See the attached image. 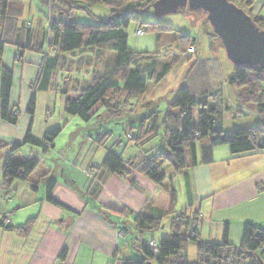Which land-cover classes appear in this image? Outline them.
<instances>
[{
    "label": "crops",
    "instance_id": "obj_1",
    "mask_svg": "<svg viewBox=\"0 0 264 264\" xmlns=\"http://www.w3.org/2000/svg\"><path fill=\"white\" fill-rule=\"evenodd\" d=\"M236 1L242 5L249 2L248 14L264 20V0ZM9 24L8 19L2 22L0 18V35L6 33ZM46 29L47 25L42 24L30 30L29 39L36 47H40ZM17 45H22L19 40ZM15 54L16 46H4L0 95L2 69H6L12 74L9 105L13 115H17V123L0 119V176L13 143L22 144L28 133L41 141L47 132L56 128L61 131L45 154L39 148L23 145L12 155L18 161L36 157L39 166L26 181H14L9 194L0 188V264H122L123 231L126 233L127 226L135 224L140 214L154 218L160 212H170L171 190L175 193L173 206L178 202L176 183L177 189H184L186 198L178 211L185 210L190 224H197L202 242L221 243L225 224L227 242L233 247H239L245 224L264 231V189L258 191L264 186V150L232 155L227 146L216 147L211 163L166 177L160 186L169 184L172 189L163 196L156 194V187L125 162L136 187L143 188L137 193L126 179L104 170L102 163L99 166L91 162L85 167L84 161L77 168V160H70L67 155L68 146L58 151L57 142L63 132L73 124L80 126L77 117L64 112L66 101L78 95L74 81L79 80L80 73L72 64L74 61L66 59L67 54L45 61L39 52L27 50L18 62ZM88 66L82 65L84 72ZM222 90L219 103L223 132L260 128L264 115H259L255 106H237L236 90L231 86L223 84ZM32 96L35 108L30 116L26 109ZM94 110L90 116L98 113ZM232 111L238 115L233 116ZM51 182L54 183L49 188ZM4 218L10 229L1 226ZM31 219L34 223L28 234H17L14 229Z\"/></svg>",
    "mask_w": 264,
    "mask_h": 264
},
{
    "label": "trees",
    "instance_id": "obj_2",
    "mask_svg": "<svg viewBox=\"0 0 264 264\" xmlns=\"http://www.w3.org/2000/svg\"><path fill=\"white\" fill-rule=\"evenodd\" d=\"M65 1L69 4L70 10L80 9L77 5H73V0ZM77 1L86 4L87 10L97 5H106L111 11L110 16L106 19H95L94 24L74 23L64 21L62 18L59 21L49 20L41 45L36 47L29 39L30 25L27 24L28 26L22 27L23 33L15 28L9 14V0H0V18L2 22H5L6 19L10 22L6 33L0 35V65L3 48L8 43L16 46L15 58L18 62L21 61L24 51L27 50L39 52L44 56L45 61L51 56L55 59L59 56L63 57L65 54H79L78 56L82 57L76 65L77 71L81 70L84 64L90 65V60L93 59L90 56L92 52L96 54L115 53L113 70L103 77L96 75L91 85L86 84V81L75 80L74 87L77 88L78 95L75 99L67 100L65 103L64 112L67 116L77 117L83 122H88L91 118V111L97 105L101 104L106 109L107 114L112 116L124 108L121 101H118L120 97L123 98V102H126L131 96L143 94L146 90L155 87L165 77L170 65L164 64L155 74L158 67L154 55L148 57L149 55L135 54L127 48L126 30L130 23L136 19V13L152 10V4L157 0ZM228 1L249 15L246 9L249 2L242 5L236 0ZM249 17L259 30L264 31L263 19L250 15ZM147 29L154 30L156 33L167 31L151 25H148ZM139 32L143 34L144 31L139 29ZM18 40L22 45H17ZM172 40H178L180 43L183 50L181 54H187L188 47H195V40L190 36L179 37L177 35ZM189 57L192 58L194 55ZM140 60L146 62L142 64ZM72 64L75 65V62ZM11 82V72L2 69L0 119L15 125L17 115H13L9 105ZM223 84L235 87L237 106L241 108L255 106L259 115H264V69L233 66L231 75ZM222 89L223 85H220L215 90L192 95L187 87H180L177 96L168 105V109L162 118H158L154 113H149L142 119L139 125L140 136L138 141L128 130L127 125L125 137L127 135L132 136L128 141L133 145L141 144L153 138L160 128L164 131L165 151L157 154L153 163L149 162L150 164L138 170L145 179L156 185H161L166 179L162 171L164 168L172 170L174 174L190 167L209 164L213 161L212 150L220 146H227L232 155L264 150V120L258 129L223 132L222 109L219 103L223 93ZM117 95H119L118 100L113 104L112 101L116 99ZM34 103L35 99L32 96L26 109V113L30 116L34 113ZM195 109H198L196 121L193 113ZM60 131V128H56L47 132L41 141L36 140L28 133L22 144L13 143L9 155L3 163L0 188L9 194L14 181H26L39 166V159L36 157L18 161L13 159V154L18 152L23 145L39 148L45 154L51 149ZM205 142L207 145H204ZM186 151L190 153L189 162ZM124 164L123 160L112 153H108L101 167L109 174H116L126 179L131 187H136L135 181L130 177ZM126 165L129 168L137 169L133 162L128 161ZM53 183H50L49 188ZM170 195V212H160L155 217L161 219L165 214L173 215L170 222V238L158 243L150 241L157 246L156 252L149 247L150 242L143 244L140 247L142 258L139 260L124 258L121 260L122 264H151L154 261L157 264H264V231L260 227L250 223L245 224L239 247L228 244L227 224L223 227L221 243L202 242L197 231V224H190V218L185 213H174L175 193L173 190H171ZM97 210L101 211L100 208ZM154 221V218L146 217L144 214L135 218V224L142 230L151 229L156 223ZM33 223L34 220L31 219L23 227L14 230L17 234L26 236ZM1 226L10 229L4 221H2ZM188 242L197 245L198 259L195 263H189L186 259L184 248ZM62 257L63 254L60 258ZM171 258L173 259L171 260Z\"/></svg>",
    "mask_w": 264,
    "mask_h": 264
},
{
    "label": "rangeland",
    "instance_id": "obj_3",
    "mask_svg": "<svg viewBox=\"0 0 264 264\" xmlns=\"http://www.w3.org/2000/svg\"><path fill=\"white\" fill-rule=\"evenodd\" d=\"M73 3L80 9L70 10V6L65 0H9L8 9L15 28L22 33V27L27 24L31 26L30 30H35L42 24L47 25L49 20L59 21L62 18L64 21L74 23L94 24L95 19H106L110 16L111 11L106 5H97L87 10V6L83 2L73 0ZM60 13H63V15H60ZM135 17L136 19L130 23L126 30L128 36L127 48L135 54L149 55L148 57L154 55L158 67L155 74L164 64L170 65L169 71L155 87L146 90L143 94L131 96L126 102H123L121 97L118 100L119 95H117L112 103L114 104L117 100L121 101L124 108H121L112 116H109L106 109L99 104L94 110H97L98 113L91 116L88 122L76 118L80 126L76 127L73 124L68 127L63 132L64 134L59 137L57 148L59 151L60 147L68 146L67 155L70 160H77L74 165L77 168L84 161L85 167L91 162L93 164L98 163L100 166L106 155L112 153L124 162L135 163L137 169L134 170L139 173L138 170L150 164L149 162L153 163L156 160L155 156L165 151L164 131L160 128L153 138L141 144L137 142V145H133L125 137L127 125L128 130L138 141L140 136L139 125L142 119L149 113H154L158 118H162L168 109V105L177 96L180 87H187L192 95L209 92L223 85V82L225 83L230 75L229 72L233 71V65L226 59L220 41L206 23V15L202 11H191L188 8H182L176 14L156 17L150 9L136 13ZM148 25L161 27L167 31L156 33L154 30H148ZM139 29L144 31L143 34H138ZM177 35L179 37L190 36L192 39L195 38L196 53L194 57L190 58L187 54H181L183 50L180 43L178 40H172ZM171 41L175 42L171 43ZM78 55L67 54L65 58L72 59L76 68L77 63H79L78 59L82 57ZM90 56L93 59L90 60L88 71L84 72L81 69L77 72L80 73L78 75L79 80L81 82L86 81V84L89 85L93 84V78L96 75L103 77L113 70L116 55L113 52H103V54L92 52ZM140 61L142 64L146 62L145 60ZM231 89L234 90L235 87H231ZM197 112L198 109L193 111L195 121L197 120ZM232 115L238 114L232 111ZM22 153L25 154V152ZM186 155L189 162L190 153L186 151ZM25 156L27 157L28 154ZM162 171L166 177L173 173L172 170L166 168ZM148 182L156 187V194L159 196L166 195L172 189L169 184L160 186L151 181ZM143 186L145 188V185ZM177 187L176 183L174 189L177 190L176 198L178 202L173 206V210L177 214L185 213V210L178 211L186 201L185 192L184 189L180 190ZM141 189L143 188H134L137 193L142 192ZM153 213L155 212L151 214ZM171 218L172 215L166 214L161 219L154 217L156 223L151 229L146 230L138 228L133 223L129 227L127 226L128 231L126 233L123 231L124 237L121 238L122 257L139 260L143 257L140 252V247L143 244H147L149 240L158 243L161 240L169 239ZM184 251L189 263L197 261L198 250L195 243L188 242ZM151 264L157 263L154 261Z\"/></svg>",
    "mask_w": 264,
    "mask_h": 264
},
{
    "label": "water",
    "instance_id": "obj_4",
    "mask_svg": "<svg viewBox=\"0 0 264 264\" xmlns=\"http://www.w3.org/2000/svg\"><path fill=\"white\" fill-rule=\"evenodd\" d=\"M182 8L202 11L233 66L264 69V31L242 9L228 0H157L156 17L176 14Z\"/></svg>",
    "mask_w": 264,
    "mask_h": 264
},
{
    "label": "built area",
    "instance_id": "obj_5",
    "mask_svg": "<svg viewBox=\"0 0 264 264\" xmlns=\"http://www.w3.org/2000/svg\"><path fill=\"white\" fill-rule=\"evenodd\" d=\"M27 26H28V25H27ZM138 34H141V32H139ZM51 51H52V49H51ZM194 53H195V49H194V47H193V46L188 47V49H187V54H188L189 56H193ZM127 138H128V139H131L132 136H127ZM263 189H264V186L258 187V191H262ZM3 221L5 222L6 225L8 224L7 219H5V220H3ZM148 245H149L150 248H152V250H153L154 252L157 251V246H156L154 243H151V242H150ZM260 250H262V248H260Z\"/></svg>",
    "mask_w": 264,
    "mask_h": 264
}]
</instances>
